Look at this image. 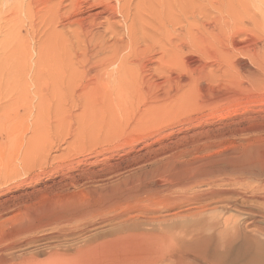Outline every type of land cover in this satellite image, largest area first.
<instances>
[{"label":"bare ground","instance_id":"bare-ground-1","mask_svg":"<svg viewBox=\"0 0 264 264\" xmlns=\"http://www.w3.org/2000/svg\"><path fill=\"white\" fill-rule=\"evenodd\" d=\"M54 1L28 0L26 8L28 40L39 36L41 41L32 49L34 54L39 61L45 56L52 59L46 76L67 82V89L75 87L77 71L71 64L63 65L70 52L72 66L94 69L97 78L113 62H119L123 70L126 61L141 67L143 57L159 52L158 68L167 70L170 65L174 76H169L166 89L154 93L151 102L159 106L136 109L131 133L143 128L145 118L150 120L168 107L180 112L194 110L201 118H216L221 126L218 122L213 131H203L206 122L200 124L197 128L202 131L184 147L155 149L131 160L126 159L130 151L119 157L116 153V162L109 163L112 156L102 169L67 176L68 182L62 183L60 190L41 196L8 220L0 217V264H264V99L251 105L239 97H248L252 89H264V49L254 62L243 55L254 40H238L241 34L251 37L238 29L247 24L264 29L257 16L249 15L240 0H224L212 6L217 16L208 33V27L193 17V12L185 10L174 18L172 0ZM64 3L67 10L61 13ZM93 9L99 11L81 18ZM117 14L123 34L113 23ZM177 25L180 34L175 31ZM60 26L62 32L57 31ZM98 29H103L100 35ZM107 33L113 36L114 49L107 59H99L106 43L93 42ZM193 48L200 59L220 63L215 71L206 72L203 64L199 68L203 61L184 53ZM26 51L23 48L21 52L28 55ZM122 51L124 55H120ZM239 55L245 59H238ZM215 77L224 83L207 81ZM20 82L4 91L16 95L15 104L10 100L9 105L0 107V131L7 134L15 128L30 132L19 142L24 163L44 126L59 113L47 107L48 92L42 93L37 80L33 84L38 103L31 112L26 99L29 85ZM44 83L40 81L39 87ZM55 84L59 91V82ZM102 84L99 78L93 83L94 87ZM131 85L128 79L118 83L119 88ZM58 96L60 101L62 96ZM95 102V98L83 99L81 117L71 135L73 142L82 135L91 139L98 126L106 137L122 122V100L109 101L98 110L101 119L89 120ZM17 107L23 109L22 114ZM239 108H244L242 113ZM237 117L240 120L235 122ZM223 120L230 123L224 125ZM56 122L66 124L62 118Z\"/></svg>","mask_w":264,"mask_h":264},{"label":"rangeland","instance_id":"rangeland-1","mask_svg":"<svg viewBox=\"0 0 264 264\" xmlns=\"http://www.w3.org/2000/svg\"><path fill=\"white\" fill-rule=\"evenodd\" d=\"M57 1L58 0L54 1V3ZM222 1L224 2V0H172L170 4L174 18L179 17L185 10H187V12H193V17L198 18L199 22L205 23V27H208L206 31L210 33L212 27L209 25L212 24L213 19L217 16V12L213 10L212 6H216L217 3H221ZM240 1L244 2L247 6L248 14L254 17L257 16L258 21L264 26V0ZM64 6H67V3L62 5L61 13L67 10ZM202 7L206 9L204 10ZM26 8H28V0H0V107L4 108L5 105H9V101H12L16 95L15 92L11 93L12 90L11 92L7 90L8 92L4 93L5 89H10L13 83L21 81L22 83L26 82L27 86L29 85V94L26 96V99L31 105V112H34V107L38 103V96L36 95L37 93H34L37 91V87L33 83L37 80V86L39 89L43 90L42 93L48 92L46 96L49 98V101L46 98L47 107L53 110V112L59 113L57 118L64 119L66 124L62 123L60 126L56 122L57 118L54 119L52 117L47 125L44 126V131L41 133L40 138L35 141L34 148L33 150L31 149L29 157L24 163L22 162V149H20L21 144L19 142L25 134V137L28 138L30 132L24 133V131L15 128H10L7 134H3V132L0 131V217L3 219L6 217L4 220L10 219L24 207L34 204L35 200L41 196L49 195L60 190L63 186L62 183L65 184L68 182L66 179L67 176L76 177L78 174L87 170L90 171L92 169L95 171L102 169L107 159H111L112 156L113 160L109 163L116 162L119 156H124V154H127L129 151L131 154H129L126 159L131 160L137 156H145L155 151V149L167 148L170 150L184 147L189 140H191L192 136L202 131L200 130L202 128H197L200 124L204 125L206 122L204 126H201L204 127L203 131H211L212 128L214 130L215 127H219L218 125H220V122L219 120V123L216 122V118H206V116L201 118V115L193 114L195 113L194 110L180 112L174 107H168L157 115L150 116V120L145 118L147 121L144 123L143 128L134 129L135 132L131 133V127L133 126L132 120L135 119L134 112L137 108L144 110L148 106L160 105V103L151 102L154 100L152 97L157 90L167 88L169 85V76H174L173 67L169 65L167 70L158 68L159 63L156 64V59L160 56L159 52L150 57H143L141 67H134L126 61V70H123L119 67V62H113L105 66L98 75V78L102 80L104 84L99 87H94L93 83L98 79L97 72L94 69L88 71L83 65L79 64L72 66L74 61L73 63L72 60L70 61V56L72 54V52H70V56L63 55L65 57L63 65L71 64V67L77 71V75L74 76L76 86L70 89L68 85L69 89H67V86L65 87V85L68 84L67 82L61 83L60 80L55 81L52 76H46L47 72L52 69L51 57L45 56L39 61L34 54L32 49L40 46L41 41L39 40V36L34 40L32 39V41L28 40V38L30 39V30L29 19L28 16H26ZM98 11V9L90 10L82 14L81 18H87L89 15L97 13ZM91 19H93V17ZM96 21L97 23L101 22V20ZM113 23L117 25L120 31L119 33L123 34L124 27L121 22L120 14L114 17ZM63 25H66V23L64 22ZM61 28V26L58 27L57 31L62 32ZM72 28L73 27H70L68 31H70V29L72 30ZM238 29H244L246 34L251 36L245 38V36L241 34L238 36L239 41L253 39L254 42H257H252L249 44V48L243 51V55L256 62V57L260 55L264 49V29L253 27L251 24H247V27ZM37 30H39V28ZM102 30L103 29H98L99 35L102 33ZM175 31L179 34L182 33L178 25L175 27ZM64 36L63 38L66 39L67 35ZM115 39L118 38L115 37ZM38 40L39 42H37ZM113 41V36H110L108 33L102 38L96 37L93 43H106V49L99 54V59H107L110 56V52L114 49V46H112ZM147 43L148 40L144 42V44ZM176 44L179 46L180 42ZM15 45L18 46V48ZM23 48L28 50L26 51L28 55H24L23 52H21ZM187 50L184 51L185 54L200 59L194 48L193 51ZM60 52L63 51L61 50ZM124 54L125 51L120 52V55ZM68 57L69 59H66ZM237 58L240 60L245 59L242 55H239ZM202 61L205 62L207 66L202 62L199 63V68L200 65L203 64L206 72L215 71V66L220 64L218 61L213 60ZM33 78L34 81L32 83L30 80H33ZM122 79H128L132 85L126 88H119L118 83ZM88 80L91 82L89 81L87 87H84L83 85ZM40 81L44 83L40 85L41 88L39 87ZM207 81L209 83L212 81L210 83L212 85L224 83L220 78L216 77L215 79L213 78ZM55 82H57L56 84L59 82L60 86L56 85ZM60 83L63 84L64 87ZM53 84L59 87V91H57V87L55 90ZM44 88L48 91L45 90V92ZM53 92L54 94H52ZM58 94L62 96L60 101L58 99ZM49 95H52L51 97L53 99ZM245 95L246 94L239 96L242 102L247 103L248 101V104L252 102L251 105H258V102L264 99V89H254V91L252 89L248 94L249 98ZM85 97L95 98L96 100L93 111L90 112L93 113V115L90 116L89 120L101 119L98 110L103 107V105L109 103V101L114 104L122 100L125 104V109L122 112V122L119 124L118 128L116 125L115 130H113L110 135H106V137H104L103 129H100V126H98L97 128L99 130L94 132L91 139L82 135L79 140L73 142V137H71V135L77 126L76 124L79 123L78 120L81 117L80 114L82 112L83 99H85ZM255 100L258 102H254ZM143 104H145V106H143ZM16 105H20V103ZM22 107L24 108V101ZM15 109L19 111V114H22V108L17 107ZM254 109H257V107H253V110ZM239 110L238 111L242 113L244 108H239ZM204 115H206V113H204ZM194 116L195 118L197 116L196 120H194ZM86 117L88 118V113L84 117V121L88 120ZM237 118L238 120H236ZM237 118L235 122L240 120L239 117ZM209 120H211L210 122L213 123V125L211 123L207 125L209 124ZM29 121L30 119L28 122ZM223 121L222 123H224V125L230 123L229 120ZM227 121L229 123H227ZM217 123L218 125H216ZM67 132L69 135H66ZM89 141H91V143H89ZM116 153L119 154L118 157L114 156ZM1 218L0 228L2 227L1 221H3Z\"/></svg>","mask_w":264,"mask_h":264}]
</instances>
